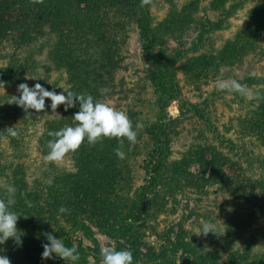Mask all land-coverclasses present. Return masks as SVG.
I'll use <instances>...</instances> for the list:
<instances>
[{"label":"rangeland","instance_id":"obj_1","mask_svg":"<svg viewBox=\"0 0 264 264\" xmlns=\"http://www.w3.org/2000/svg\"><path fill=\"white\" fill-rule=\"evenodd\" d=\"M137 2L0 0V185L17 188L23 232L22 244H0L10 264H66L42 258L47 233L78 250L77 264H102V246L131 250L135 264H264V212L249 215L264 198V0ZM141 7L154 54L168 65L165 109L140 36ZM232 80L249 95L218 89ZM21 83L91 94L142 125L136 142L105 138L47 160L49 132L74 126L78 105L21 107L23 116L11 102ZM158 165L161 184L134 224L107 227L130 210ZM204 223L219 233L193 232Z\"/></svg>","mask_w":264,"mask_h":264},{"label":"clouds","instance_id":"obj_2","mask_svg":"<svg viewBox=\"0 0 264 264\" xmlns=\"http://www.w3.org/2000/svg\"><path fill=\"white\" fill-rule=\"evenodd\" d=\"M43 0H34V3H42ZM19 97L11 101L22 107L25 111L35 110L37 113L45 111L46 108L55 112L63 105L64 110L76 108L79 110L73 114L74 126H65L64 128L49 132V136L55 137L48 142V152L46 159L49 161H61L66 154L74 153L82 144L95 145L102 142L105 138H116L123 145L124 139L130 143H135L138 136V129L141 124L136 123L129 118L126 112L116 110L107 103H102L91 94H73V92L63 88L62 92L49 90L41 83L29 86L27 83H21L18 86ZM218 89H228L241 95H249V90L237 80L231 83L220 82ZM107 91L106 89L101 90ZM46 100L49 102L46 105ZM9 133L15 136L17 133L9 127ZM116 156L123 160L126 153L121 148L115 149ZM4 191L5 198L0 199V244H4L9 238H13L17 244H22L23 232L17 228L18 215L14 210L17 203V188L13 184L0 185ZM60 213H67L66 207L59 208ZM196 233L207 234L209 232L219 233L213 224L204 223ZM48 243L43 244V259H56L57 257L65 260L66 264H77L79 261V252L75 247L67 246L60 238L52 233H47ZM100 255L102 264H135L134 255L131 250L125 248L117 250L112 247H101ZM0 264H10V260L0 255Z\"/></svg>","mask_w":264,"mask_h":264},{"label":"trees","instance_id":"obj_3","mask_svg":"<svg viewBox=\"0 0 264 264\" xmlns=\"http://www.w3.org/2000/svg\"><path fill=\"white\" fill-rule=\"evenodd\" d=\"M141 5V2H137ZM142 6V5H141ZM139 30H140V36L143 41V44L145 46V51L148 54V56L156 62L157 71L158 74L153 79V84L156 87V91L158 94V102L161 107V109H165L167 98L165 96V86L163 85L166 81L167 75H168V65L166 62V58L160 55L154 54V39L151 35V19L148 11L145 7H141V14L139 17ZM16 64L11 66L14 71L17 70L16 67H14ZM21 107L17 106L16 110L18 113H21V115L25 116V111L20 110ZM21 111V112H19ZM16 112V113H17ZM170 117L167 115L162 116L161 119V127L167 126L169 123ZM17 132V129H14ZM159 130L162 131V129L159 127ZM12 139H16V135L12 136ZM167 139L163 137L161 134L158 136V145H159V153L163 157H166L168 155V147H167ZM163 167L162 165L156 166L155 171L157 172V176L153 177V180L150 185L142 187L140 191H138L137 200L134 202L133 206H131L130 210L121 215L118 219L113 220L108 224L107 227H110L112 229L117 228H126L130 225L134 224V220L137 219V217L142 213V203L147 199V196L155 194L157 192V187L161 184L163 173H162ZM264 212V198L259 201L258 210H254L249 215H252L255 217L257 213ZM99 227H103L102 224ZM89 228H85V230L88 232Z\"/></svg>","mask_w":264,"mask_h":264}]
</instances>
